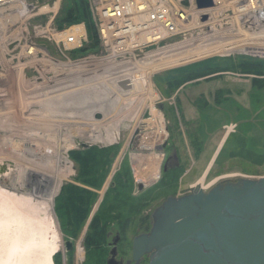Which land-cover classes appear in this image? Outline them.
<instances>
[{"label": "rangeland", "instance_id": "1", "mask_svg": "<svg viewBox=\"0 0 264 264\" xmlns=\"http://www.w3.org/2000/svg\"><path fill=\"white\" fill-rule=\"evenodd\" d=\"M82 1L93 30L84 48L90 50L95 28L88 0ZM0 11L2 20L9 11ZM46 20L47 16L38 15L29 27ZM28 34L30 41L56 50L53 43ZM219 62L204 73L197 63L169 78L160 75L154 81L161 98L157 106H113L99 118L23 117L28 88L23 74L28 79L31 73L4 68L0 75V184L7 187L5 182L22 181L18 187L29 192L27 185L45 170L40 162L51 155L47 150H60L72 166L61 173V186L51 201L62 243L53 264H106L116 238L117 257L129 260L132 239L149 231L153 210L167 197L188 193L204 172V190L224 180L264 176V67L240 58ZM229 126L232 131L224 137ZM146 136H150L149 147L134 146V139ZM71 149L95 152L96 187L77 178L78 164L69 158ZM71 184L91 193L88 214L76 229L58 203L61 187ZM67 241L72 243L68 251ZM146 263L143 258L140 264Z\"/></svg>", "mask_w": 264, "mask_h": 264}, {"label": "built area", "instance_id": "2", "mask_svg": "<svg viewBox=\"0 0 264 264\" xmlns=\"http://www.w3.org/2000/svg\"><path fill=\"white\" fill-rule=\"evenodd\" d=\"M62 2L0 6L9 11L0 20V75L4 68L31 73L23 74V117H104L113 106H157L159 74L212 59H264V0H88L90 50L85 23L56 26ZM38 15L48 20L29 27Z\"/></svg>", "mask_w": 264, "mask_h": 264}, {"label": "water", "instance_id": "3", "mask_svg": "<svg viewBox=\"0 0 264 264\" xmlns=\"http://www.w3.org/2000/svg\"><path fill=\"white\" fill-rule=\"evenodd\" d=\"M150 218L149 231L132 239L125 264L143 258L146 264H264V176L224 180L208 190L196 183L167 197ZM65 246L68 251L72 243ZM117 254L114 241L106 264H123Z\"/></svg>", "mask_w": 264, "mask_h": 264}, {"label": "bare ground", "instance_id": "4", "mask_svg": "<svg viewBox=\"0 0 264 264\" xmlns=\"http://www.w3.org/2000/svg\"><path fill=\"white\" fill-rule=\"evenodd\" d=\"M13 1L17 0H0V6ZM232 128L227 127L224 137ZM112 133L115 134L116 131ZM158 134L160 137L164 135L161 131ZM151 135V138L155 137L153 133ZM149 140L150 136H146L139 140L134 139L136 142L133 143L134 146L138 143L139 148H147ZM68 145L69 143L64 147L67 153ZM57 150L46 151L51 155L40 162V166L45 170L35 176V183L27 185L30 187L29 192H22L21 187H18L23 184L22 181H17L15 185L5 182L7 187L0 184V264H53V256L62 250L51 201L60 188L63 179L61 173H67L71 165L66 157L60 154V150ZM54 173L56 176H53ZM206 175L207 172H204L197 181V185L202 189ZM52 181L54 184L50 187ZM80 252L78 250L77 253Z\"/></svg>", "mask_w": 264, "mask_h": 264}, {"label": "trees", "instance_id": "5", "mask_svg": "<svg viewBox=\"0 0 264 264\" xmlns=\"http://www.w3.org/2000/svg\"><path fill=\"white\" fill-rule=\"evenodd\" d=\"M62 8L60 9L59 15L57 16L55 23L58 28H62L67 24H72L75 22L84 21L86 28L90 34L93 32L90 20V14L87 9V5L82 0H67L62 2ZM232 58H223V59H212L211 61L200 62V69L202 72H208L213 68L212 65L215 63H220L219 61H230ZM249 61H258L257 64L264 67V59H250V58H241ZM231 64V63H229ZM217 65V64H216ZM189 67V66H188ZM187 66L172 71L164 72L154 77V81H158L159 78L163 76L169 78L172 74H181L187 72ZM192 69H190L191 71ZM189 72V71H188ZM162 75V77H160ZM163 77V78H164ZM97 152V151H96ZM69 158L76 164H78V175L77 178L79 181L88 186L96 187L97 186V159L95 152L91 149H87L84 153L80 151L71 150L69 151ZM97 158V159H96ZM60 196V205L65 216L74 224L72 225L75 229L80 222H82L88 214L89 209V199L91 197L90 191L84 188L77 187L76 185H67L62 186L58 196ZM57 196V197H58Z\"/></svg>", "mask_w": 264, "mask_h": 264}, {"label": "flooded vegetation", "instance_id": "6", "mask_svg": "<svg viewBox=\"0 0 264 264\" xmlns=\"http://www.w3.org/2000/svg\"><path fill=\"white\" fill-rule=\"evenodd\" d=\"M172 160H173V159H169L168 161H172ZM115 241H116V243H117L118 238H116ZM117 256H118V254H117ZM116 259H117V260H122V259H120V258H118V257H116ZM126 261H127V260H126ZM126 261H123V264H125Z\"/></svg>", "mask_w": 264, "mask_h": 264}]
</instances>
